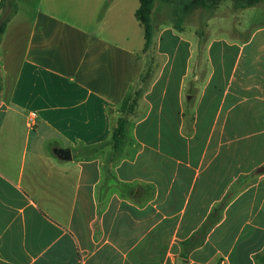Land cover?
<instances>
[{
    "label": "crops",
    "instance_id": "1",
    "mask_svg": "<svg viewBox=\"0 0 264 264\" xmlns=\"http://www.w3.org/2000/svg\"><path fill=\"white\" fill-rule=\"evenodd\" d=\"M12 3L0 264H264V43L212 39L203 63L170 25L143 51L137 8L135 35L116 0ZM156 57L120 153L95 151Z\"/></svg>",
    "mask_w": 264,
    "mask_h": 264
},
{
    "label": "rangeland",
    "instance_id": "2",
    "mask_svg": "<svg viewBox=\"0 0 264 264\" xmlns=\"http://www.w3.org/2000/svg\"><path fill=\"white\" fill-rule=\"evenodd\" d=\"M80 1V0H73ZM8 0H4L3 8H7ZM117 5L112 11L115 16L119 17L123 26H133L135 35L137 34L135 18L133 17V9L138 8L139 0H116ZM183 2L174 0V4L168 3L165 0H157L154 11L152 13L153 35L151 47L153 45V37L155 29L159 25H170L176 27L183 32V36L197 42L199 57L204 63L205 45L212 39L222 38L229 42L241 43L244 40L252 39L254 43H264V0H259L258 3L251 7L240 8L236 2L225 0L219 3L214 8L208 10L200 6H191L184 9ZM75 9H78V4H73ZM142 29L140 30V33ZM135 44H137L135 42ZM137 47V45H135ZM153 50V48L151 49ZM229 60H233V55H229ZM163 61L162 57H156L149 64V69L152 71L148 76L145 84L138 83V89L141 94L147 89L152 78L159 70V63ZM205 67L204 65H202ZM141 94L136 97L137 101ZM113 124L115 125L117 118L120 116L119 108L111 112ZM140 115V112L134 108L128 114V119H133ZM248 133V132H247ZM95 151H103L107 156L113 154L111 145L105 143L94 148ZM110 152V153H109ZM248 180H243L240 187L246 186Z\"/></svg>",
    "mask_w": 264,
    "mask_h": 264
},
{
    "label": "trees",
    "instance_id": "3",
    "mask_svg": "<svg viewBox=\"0 0 264 264\" xmlns=\"http://www.w3.org/2000/svg\"><path fill=\"white\" fill-rule=\"evenodd\" d=\"M7 8L4 9V0L0 1V6L2 8V14L0 16V34L3 32L5 25L13 13V0H8ZM157 0H139V6L134 12V16L136 20L139 22L143 29V39H144V47L143 51H147L151 46L152 35H153V24H152V13L155 8ZM168 3L174 4V0H165ZM183 2L184 9H187L191 6H200L204 9H212L219 3L225 0H176ZM232 2H236L238 7L246 8L251 7L259 2V0H231ZM150 64V63H149ZM149 64L145 66V69L141 73L138 78L137 85L135 86L134 91L127 95L121 105L119 106L120 116L117 118L115 125L113 124L111 128V135L109 140L106 142L111 145L113 150V154L117 155L120 153L122 146L124 144V139L126 136L127 129V121L128 114L132 112V110L136 107V97H138L141 92L138 89V83L145 84L148 76L151 74V70L148 68ZM142 95V94H141ZM217 219V218H216ZM215 219V220H216ZM210 228V224L208 222L204 223L200 230Z\"/></svg>",
    "mask_w": 264,
    "mask_h": 264
},
{
    "label": "water",
    "instance_id": "4",
    "mask_svg": "<svg viewBox=\"0 0 264 264\" xmlns=\"http://www.w3.org/2000/svg\"><path fill=\"white\" fill-rule=\"evenodd\" d=\"M55 154L64 160H68L71 158V153L68 149H58L55 151Z\"/></svg>",
    "mask_w": 264,
    "mask_h": 264
},
{
    "label": "built area",
    "instance_id": "5",
    "mask_svg": "<svg viewBox=\"0 0 264 264\" xmlns=\"http://www.w3.org/2000/svg\"><path fill=\"white\" fill-rule=\"evenodd\" d=\"M33 118H34V114H32L31 117H30V120H29V121H30L31 123L33 122Z\"/></svg>",
    "mask_w": 264,
    "mask_h": 264
}]
</instances>
